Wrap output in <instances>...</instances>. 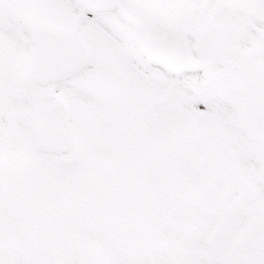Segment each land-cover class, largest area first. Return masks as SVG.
Listing matches in <instances>:
<instances>
[{
	"label": "snow or ice",
	"instance_id": "snow-or-ice-1",
	"mask_svg": "<svg viewBox=\"0 0 264 264\" xmlns=\"http://www.w3.org/2000/svg\"><path fill=\"white\" fill-rule=\"evenodd\" d=\"M0 264H264V0H0Z\"/></svg>",
	"mask_w": 264,
	"mask_h": 264
}]
</instances>
